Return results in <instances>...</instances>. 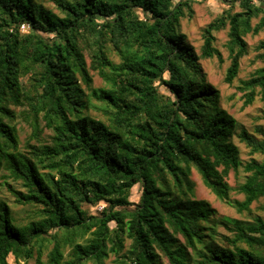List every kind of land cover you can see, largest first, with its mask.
<instances>
[{
	"label": "trees",
	"instance_id": "trees-1",
	"mask_svg": "<svg viewBox=\"0 0 264 264\" xmlns=\"http://www.w3.org/2000/svg\"><path fill=\"white\" fill-rule=\"evenodd\" d=\"M196 1L54 0L56 12L0 0V179L27 207L17 217L0 198V264H106L111 254L118 264H264V219L219 215L192 179L196 169L240 212L264 197V130L238 128L202 63L223 61L217 33L228 29L234 81L247 34L264 30V0H218L199 51L181 30ZM239 88L246 105L259 88L264 98V66ZM235 135L262 158L243 163ZM240 167L244 199L231 200L227 177ZM218 225L231 232L220 243Z\"/></svg>",
	"mask_w": 264,
	"mask_h": 264
},
{
	"label": "rangeland",
	"instance_id": "rangeland-1",
	"mask_svg": "<svg viewBox=\"0 0 264 264\" xmlns=\"http://www.w3.org/2000/svg\"><path fill=\"white\" fill-rule=\"evenodd\" d=\"M42 2L44 5L52 8L56 12H59L54 0H37ZM194 14L192 17H185L182 20L181 30L187 34L189 41L196 47L199 51L203 43L202 30L203 28L213 20L217 14L220 12V4L218 0H202L193 3ZM236 10H239V6H236ZM255 22V21H254ZM22 28V30H26ZM228 29L220 30L217 33L216 45L221 50L223 54V61L218 58H208L203 59L202 63L207 73L208 80L215 84L222 94L221 104L232 115L238 124V128H245L250 133L257 137H261V132L264 130V98L260 93V88L258 89V95L252 104H245L244 91L239 88L241 80L247 79L251 74L258 68L264 66V56L261 55L263 50H260V43L264 40V30L257 34L249 33L246 36L248 43V53L245 54L240 62V70L238 76L234 79L232 83H228L225 80L227 68L230 65L229 52L225 46ZM94 85H103L102 79L95 73L94 74ZM94 115L98 114L97 111L91 110ZM19 137L21 140V148H25L26 139L29 133V126L23 120H18ZM233 142L238 146L240 150V157L243 163L247 162L251 157H256L258 159L262 158L260 154H250V148H248L245 143L241 142L239 138L235 135L233 137ZM246 172L243 167H240L238 171L231 170L227 177L233 190L230 194L231 200H243L244 195L239 193L236 187L242 183L245 179ZM192 179L195 182L194 194L198 199H206L211 205L217 209L219 215H225L233 218H238L243 221L251 222L256 216H260L264 219V197L260 200L254 202L251 205L250 211H238L232 204L226 201H222L213 194L209 188L203 183L200 173L193 169ZM11 185L21 188L20 182H15L8 179ZM141 193V186L137 185L133 189L132 199L138 200ZM0 198L6 199L10 204L13 213L17 217H23L27 213V207L18 205L14 202V197L8 191V184L5 183V179H0ZM103 206L99 205L96 209L102 210ZM217 237L216 240L220 243L223 240L222 235H231L226 228L221 225L217 226ZM116 256L111 254L109 258L106 259V264H118L116 262ZM10 264H27L23 262H15L14 258L11 256L9 258ZM32 264V263H30ZM88 264H94L89 262ZM197 264V263H194Z\"/></svg>",
	"mask_w": 264,
	"mask_h": 264
},
{
	"label": "built area",
	"instance_id": "built-area-1",
	"mask_svg": "<svg viewBox=\"0 0 264 264\" xmlns=\"http://www.w3.org/2000/svg\"><path fill=\"white\" fill-rule=\"evenodd\" d=\"M226 1H231V0H226ZM25 26H26V25H25V24H23V25H22V28H23V29H25Z\"/></svg>",
	"mask_w": 264,
	"mask_h": 264
}]
</instances>
